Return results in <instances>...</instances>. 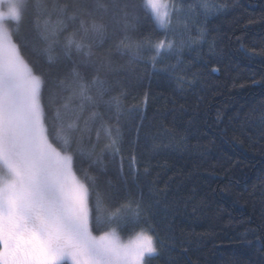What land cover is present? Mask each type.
<instances>
[{
	"label": "trees",
	"instance_id": "obj_1",
	"mask_svg": "<svg viewBox=\"0 0 264 264\" xmlns=\"http://www.w3.org/2000/svg\"><path fill=\"white\" fill-rule=\"evenodd\" d=\"M26 2L29 11L19 25V36L31 41L23 52L35 62L37 74L41 69L49 72L43 88L49 125L55 122V107L67 103L60 107V118L65 126L76 124L74 136L92 111L106 113L105 119L110 116L108 122L119 127V154L104 152L102 162L89 171L99 177L110 207L131 197L151 208L149 223L155 226L159 252L148 264H264V0H176L184 10L173 16L167 32L143 11L134 27L126 29V0H100L108 11L96 18L107 27L102 39L90 32L89 42L94 53L111 50L113 54L112 68L101 69L100 75L113 82L103 100L119 96L118 109L108 103L93 107L75 93L73 68L89 79L96 69L75 48L65 55L64 39L73 25L58 35L52 62L44 51L47 42L41 34L48 13L51 31L59 27V10L54 6L77 0ZM80 2L96 4V0ZM206 2L221 6L220 10L205 16ZM131 3L138 6L141 0ZM17 27L9 22L13 33ZM166 34L177 46L181 41L195 42L184 48L186 72L180 73L187 81L196 76L195 83L178 86L174 79L155 72L148 60L154 54L149 48L139 53L117 51L122 40L128 42L126 38L155 43ZM175 62V57L165 56L157 67ZM53 92L55 105L49 100ZM89 95L96 97L95 88ZM106 142L102 133L96 151ZM89 164V158L78 157L77 175L82 178V169ZM118 223L114 218L110 226ZM146 226L117 231L127 239ZM107 230L94 228L93 234Z\"/></svg>",
	"mask_w": 264,
	"mask_h": 264
},
{
	"label": "snow or ice",
	"instance_id": "obj_2",
	"mask_svg": "<svg viewBox=\"0 0 264 264\" xmlns=\"http://www.w3.org/2000/svg\"><path fill=\"white\" fill-rule=\"evenodd\" d=\"M5 5L6 10H2ZM54 7L59 10V27L48 31L49 12L41 34L47 42L44 51L49 53V61L55 59L51 50L59 43L58 35L73 25L64 39L65 55H70L75 48L96 69V74L89 79L73 68L71 84L75 93L93 107L108 103L118 109L119 96L103 100L113 82L100 75L101 69L112 68L113 54L111 50L96 54L89 42L90 32L103 38L107 25L96 16L108 11V5L100 0L95 5L77 0L71 5ZM202 7L204 15L209 16L221 6L206 2ZM37 9L33 23L39 26V3ZM183 10V5L177 6L176 0H141L138 6L126 0L123 20L126 29L132 28L143 11L167 32L173 16ZM28 11L26 0H0V264H148L159 252L155 226L149 223L151 208H146L142 199L131 197L110 207L105 202L99 177L89 171L102 162L104 152L119 154V127L108 122L110 116L105 119L106 113L92 111L79 129V135L74 136L72 130L76 124L65 126L60 118V107H66L67 103L55 107V122L49 125L43 103V88L49 72L41 69L37 74L35 62L29 61L23 52L31 41L19 36V25ZM8 20L17 24L16 33L7 26ZM126 39L127 43L122 40L117 45V51L139 53L149 48L154 52L148 60L155 72L174 79L178 86L196 82V76L187 81L180 75L186 72L182 67L184 48H192L195 42L181 41L177 46L167 34L155 43L150 39ZM165 56L175 57L176 62L157 67ZM93 88L95 98L89 95ZM56 99L57 94L50 93V103L55 105ZM80 107L82 110L83 103ZM102 133L107 142L97 152ZM78 157L90 159L89 168L82 169V178L77 175ZM131 160L135 164V156ZM114 218L119 220L117 227L110 226ZM141 223L147 226L127 241L121 239L118 228H135ZM100 227L109 230L94 235L93 229Z\"/></svg>",
	"mask_w": 264,
	"mask_h": 264
},
{
	"label": "rangeland",
	"instance_id": "obj_3",
	"mask_svg": "<svg viewBox=\"0 0 264 264\" xmlns=\"http://www.w3.org/2000/svg\"><path fill=\"white\" fill-rule=\"evenodd\" d=\"M2 10H6V5L4 6V8ZM9 22H13V21H11V20L6 21V24H7L8 27H9ZM121 239L124 240V241H127L129 238H127V239L121 238Z\"/></svg>",
	"mask_w": 264,
	"mask_h": 264
}]
</instances>
